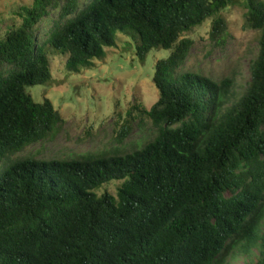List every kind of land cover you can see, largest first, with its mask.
I'll list each match as a JSON object with an SVG mask.
<instances>
[{
    "label": "trees",
    "instance_id": "16d2710c",
    "mask_svg": "<svg viewBox=\"0 0 264 264\" xmlns=\"http://www.w3.org/2000/svg\"><path fill=\"white\" fill-rule=\"evenodd\" d=\"M235 2L33 0L21 9L0 33V264H264V1L246 3L244 28L261 38L242 94L228 78L182 72L195 46L187 35L211 20L220 43ZM119 33L142 62L171 52L155 67L158 101L128 114L150 120L155 137L129 153L20 157L66 124L29 92L52 79L44 48L80 73L106 59ZM132 132L128 123L119 143ZM113 181L123 182L117 195H99Z\"/></svg>",
    "mask_w": 264,
    "mask_h": 264
},
{
    "label": "rangeland",
    "instance_id": "374dc122",
    "mask_svg": "<svg viewBox=\"0 0 264 264\" xmlns=\"http://www.w3.org/2000/svg\"><path fill=\"white\" fill-rule=\"evenodd\" d=\"M264 1V0H262ZM33 0H0V33L13 21L21 22L18 14ZM247 0H236L223 12L228 22L226 37L216 43L210 40L211 20L197 27L187 37L195 46L182 72L198 73L216 82L230 79L236 95L244 92L251 82V64L258 54L261 35L244 28ZM48 24L41 27L45 32ZM42 37V36H41ZM44 37V36H43ZM52 63V79L47 85L29 89L37 103L49 99L62 114L64 130L53 141L39 143L20 157L36 155L40 158H77L87 154H108L113 151L129 153L151 141L156 131L150 120L134 122L129 116L134 104L150 109L159 99L154 85L158 61L167 59L171 52L152 51L144 62L136 54L133 40L123 34L116 36V46L107 48L104 61H96L92 69L70 73L67 57L53 48H44ZM131 124L133 132L123 144L120 133ZM6 162H0V168ZM123 182L113 181L100 190L117 195ZM254 259L260 252L255 250ZM241 256L229 264H247Z\"/></svg>",
    "mask_w": 264,
    "mask_h": 264
}]
</instances>
